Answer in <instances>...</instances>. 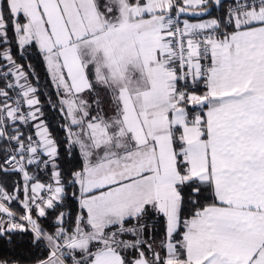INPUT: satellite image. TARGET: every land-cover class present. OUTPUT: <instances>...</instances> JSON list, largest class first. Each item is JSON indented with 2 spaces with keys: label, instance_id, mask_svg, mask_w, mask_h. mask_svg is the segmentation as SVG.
<instances>
[{
  "label": "snow or ice",
  "instance_id": "snow-or-ice-1",
  "mask_svg": "<svg viewBox=\"0 0 264 264\" xmlns=\"http://www.w3.org/2000/svg\"><path fill=\"white\" fill-rule=\"evenodd\" d=\"M0 264H264V0H0Z\"/></svg>",
  "mask_w": 264,
  "mask_h": 264
}]
</instances>
